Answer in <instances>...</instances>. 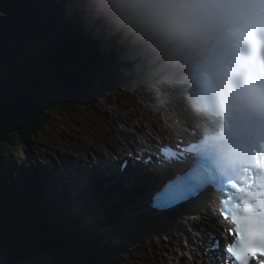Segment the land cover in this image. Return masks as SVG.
Here are the masks:
<instances>
[{
	"label": "clouds",
	"instance_id": "1",
	"mask_svg": "<svg viewBox=\"0 0 264 264\" xmlns=\"http://www.w3.org/2000/svg\"><path fill=\"white\" fill-rule=\"evenodd\" d=\"M63 18L110 53L109 67L117 76L134 80L157 75L162 66L182 69L187 91L208 104H223L243 89L241 72L248 59L264 56V0H57ZM161 87L181 98V84L164 80ZM145 95L155 93L142 89ZM174 107L197 126L204 113L198 105ZM157 139L179 140L187 130L161 113ZM143 139V138H142ZM131 155L126 145L121 149ZM139 151V149H137ZM83 159L87 156L78 153ZM192 219L200 222L201 217ZM217 231L223 227L212 224ZM198 233H193L195 238ZM196 264H201L199 256ZM185 264H193V259ZM215 264H218L215 261Z\"/></svg>",
	"mask_w": 264,
	"mask_h": 264
},
{
	"label": "trees",
	"instance_id": "2",
	"mask_svg": "<svg viewBox=\"0 0 264 264\" xmlns=\"http://www.w3.org/2000/svg\"><path fill=\"white\" fill-rule=\"evenodd\" d=\"M52 41L9 60L0 57V264H115L125 247L143 244L141 237L150 230L142 229L145 221H140L137 233L126 235L120 230L123 224L104 221L91 212L94 221H99L97 228L88 219L84 231L32 239L35 236L25 233L35 227L22 219L16 190L11 188L15 185L1 175L3 171L17 173L9 162L16 161V153L23 155L20 151L27 148L30 138L44 134L48 126L65 129L58 111L87 117L98 110L102 88L113 82L110 53L92 40L84 35L72 39L68 34ZM47 84L53 90L49 96L44 94ZM54 120L58 121L52 124ZM127 224L128 228L137 226L134 220ZM54 225L48 222L47 228ZM146 245L152 248L146 252H153L155 246Z\"/></svg>",
	"mask_w": 264,
	"mask_h": 264
},
{
	"label": "rangeland",
	"instance_id": "3",
	"mask_svg": "<svg viewBox=\"0 0 264 264\" xmlns=\"http://www.w3.org/2000/svg\"><path fill=\"white\" fill-rule=\"evenodd\" d=\"M46 5L51 8L54 5V3L52 2V0H46ZM6 7L10 9L8 5ZM13 7L14 6L12 5V8ZM45 8L46 6L44 5V9ZM46 13H50V10L47 9ZM46 13H43V15H45ZM55 13L56 11L53 12L52 16L55 15ZM9 20L11 21V19ZM11 22L14 24L13 20ZM19 33H21V31H19ZM38 33L41 34L40 32ZM1 40L3 41L6 40L7 43L5 44L8 45L11 49L17 48L16 43L15 41H13L12 37L7 39L5 38L0 39V44H3ZM12 58L13 57H11L10 59ZM167 75L168 74L163 73L162 71L161 79L160 80L157 79V81L155 80L152 84L147 81L143 82V80H140L141 84L129 88L126 87V85L117 84L116 88H113L114 96L111 97V99L114 101V105L112 106L108 105L106 107V112H107L106 116H102V118L107 121L104 127L102 126V123L99 121V119L96 118V116L89 115V117L87 118L84 117L83 114L79 115V112H74L72 114H63L61 113L62 110L58 111V113H60L59 119L62 120V122L60 123L63 126H65V129H63L61 133H58L55 132L52 128H48L49 127L48 126L47 129H45L46 131L44 132V134L37 136L36 139L34 140L35 141L34 144L36 147L27 144L26 152L29 153V155L31 151L32 152L35 151L36 154H38L40 151L42 155L40 156L39 154V157L37 156L36 157L37 159H34L32 161L33 164L38 165L39 162L40 163L42 161L45 162L46 160L54 161L55 159L58 162V156H53L56 153L54 151L55 146L59 150L64 151L68 155H70L73 153L84 151L81 149H84L85 147L88 148L94 146L98 148H104V144L107 143V141H111L113 144L125 143L128 134L139 135V132L138 130H136L135 127L144 128V130L150 133L149 125H151L152 129L156 128L155 122L160 121V115L158 113L159 108H157L158 102L155 101V98H157L160 95V93H162V91H158V90L162 82L164 80H167L168 77ZM127 81H130V78L122 77V83ZM140 85H142V87ZM50 86L51 85L47 84V88H46L47 90L44 91V94L46 96L47 95L49 96L53 92ZM132 88H134V90H132ZM147 88H151L155 94L151 96L145 95L142 89H147ZM115 93H117L118 95L120 93H123L124 95H128L131 93V95L134 97V104L131 101H127L126 99L122 101L121 99H118L115 102L116 99ZM106 94L109 95V91H107ZM151 98H154V101H151ZM70 117L76 118L78 120L77 122L82 125L80 127L72 128L69 120ZM80 117H83L84 121L80 120ZM129 119L130 120L134 119L135 126H133V123L128 122ZM57 121L58 120H54L52 124L57 123ZM112 121H114L115 123ZM87 122L93 125L92 126L93 131H91L92 133L88 132L84 128V126H87L86 124ZM117 122L119 123L117 124ZM66 123L69 124V126ZM77 128L78 129L80 128V130L82 129L81 131L84 133V140L79 139L78 137L79 134L77 130H75ZM70 135H73L74 138H69ZM16 146L17 148H19L20 145L16 144ZM20 147L22 148V146ZM49 154L52 155L54 159L52 157H49ZM32 162L29 161L28 163L32 165ZM21 163L18 162V165L19 164L21 165ZM37 196H39L40 198L42 197L41 194ZM121 207H125V203H123V206ZM134 211L137 212L134 206L125 207V209L122 212L114 214L117 220H115L114 217L112 218L117 224L121 226L123 224L120 230H122V232H124V234L126 235L134 234V232L137 233L136 231L140 227V225H137L128 228L127 222L130 220H137L138 218L136 215H134L135 217L132 216L130 219L128 220L126 219L128 215L130 214L133 215L134 213H136ZM194 215L198 216L197 211L193 213V216ZM201 217L204 220L202 222H207L208 216L206 213H201ZM157 220L160 222L162 227V230H159V232L162 234V239L160 237L158 238L157 228L156 229L151 228L152 225L150 226L149 224L144 225V226H148V228L150 229L148 231V234L146 235V238L149 241H151L152 244H154V246L155 244H158L157 250H155L156 252L154 254L152 252L149 254H146L144 252L142 253L141 249L136 246L137 244L131 243L130 245L125 247L124 250L120 252L119 254L120 258L118 259V261H116L117 264H185L186 260H188L189 250L192 246H194L193 244L188 243V240L190 238H193V233L199 234L200 233L199 227H203L204 224L202 222L197 223L192 218H189L188 221H183V223L178 221V225L182 226L183 230L179 226H176L174 230L168 232L167 235L166 234L164 235L165 233L164 228L166 226L165 224H167L168 226H172V223L168 221H164L163 218H158ZM90 223L96 224L99 223V221L95 222L92 218L89 224ZM136 223L140 224L138 223V221H135V224ZM193 225H196V227H194ZM89 228H91V226ZM71 229L72 228L66 229V231H70ZM58 232L59 231H57L56 233L59 234ZM35 235H36V240H38L40 238V234L35 233ZM61 235L64 236L66 234H64V232H61ZM10 237H12V235L9 236V238ZM24 239L27 240L28 238H24ZM36 240L34 239L32 240V242L35 243Z\"/></svg>",
	"mask_w": 264,
	"mask_h": 264
},
{
	"label": "snow or ice",
	"instance_id": "4",
	"mask_svg": "<svg viewBox=\"0 0 264 264\" xmlns=\"http://www.w3.org/2000/svg\"><path fill=\"white\" fill-rule=\"evenodd\" d=\"M161 147H163V145H161ZM156 151L159 152L160 150L156 149ZM173 155L174 154L171 153L168 149H165L160 158L162 160H165L166 162H171V157ZM175 155L177 156V158H180L182 154L177 153ZM165 157H168V159H165ZM107 163L112 166L110 169V173H114L118 178H125L128 181H132L142 174L139 165L144 164V158L139 156L138 154L119 156L117 159L110 160ZM220 180V178H217L215 176L202 174L199 171V167H196L188 173L178 176L174 180L169 181L164 186L162 191L149 198L146 207L154 212L169 211L173 208L179 207L182 204H186L191 200H194L199 195V192L206 186H209L211 184H217L218 186H221ZM225 183L227 184V186H230V189H234L237 192L244 191V189L241 188L240 185L235 182V180H226ZM228 195L229 197H231V190L228 191ZM261 203H264V201H261ZM251 208L252 205L247 203L246 201L244 204V210L246 212H250ZM230 214L234 215V213H231V210L228 209L225 204V206L216 213L215 218L219 223L225 224L227 223ZM193 226L196 227V225ZM221 231L224 232L225 235H227L230 229L221 227L219 231H213V233ZM206 233L207 232H205L199 240L190 238L188 240V243L197 246V250L200 253L199 258L201 264H215L216 258L214 259L211 256V247H209L208 243L206 242ZM255 233L256 228L255 224L253 223L252 227L249 229V236H254ZM192 251L193 255H195V250ZM228 251L236 254L235 249L232 247V245L228 246ZM247 257H259V259L254 260L253 264H264V243L258 245H250L247 250L246 257L241 258L243 264H247ZM238 258L240 257L238 256Z\"/></svg>",
	"mask_w": 264,
	"mask_h": 264
},
{
	"label": "bare ground",
	"instance_id": "5",
	"mask_svg": "<svg viewBox=\"0 0 264 264\" xmlns=\"http://www.w3.org/2000/svg\"><path fill=\"white\" fill-rule=\"evenodd\" d=\"M40 1L41 0H0V26L1 27H4V26H9V24H11L12 22V20H14L15 22H18V24L20 25V24H23V22H24V20L26 19L25 17H24V15L26 16V17H28V19L30 20L31 18H36L37 20H39L40 22H43L40 26L41 27H43V28H46V27H49V26H54L55 28H57L58 29V34L57 35H55L54 37H53V39H59V38H61V36H60V33H61V21L63 20V17L61 16V11L60 10H57V5L56 4H54L51 8L49 7V6H46V8L44 9V7H39V3H40ZM14 6L13 8H12V5ZM9 6L10 7V9H8L6 6ZM47 9H49L50 10V13H46V10ZM54 11H56V13H55V15H53L52 16V14H53V12ZM43 13H46L45 15H43ZM52 16V17H51ZM9 19H11V21L9 20ZM5 20V22H6V20H9L11 23H9V24H3L2 23V21H4ZM22 26H24V28L22 27ZM21 26V32L23 33V34H26L27 33V35H29L30 33H35V35L38 37V38H40V39H44L46 42H48V43H51V41H52V39L51 38H49L48 36H42L41 34H39L38 32H40V29L39 28H37V27H32L30 30H28L29 28H27L25 25H22ZM30 37V36H29ZM52 42H57V40H53ZM51 46V45H50ZM42 48V47H41ZM3 49V52L4 53H6L7 54V52H8V48H5V47H3L2 48ZM12 53L11 52H9V55H11ZM10 57V56H9ZM8 57V58H9ZM7 60H9V59H7ZM183 72L181 71L180 72V74L178 75V77H177V80L176 81H173L172 80V78H170V77H168L167 79L168 80H170V81H173V82H179L180 84H181V98H180V101H177L176 99H175V97H174V95L171 93V92H168L167 90H165L166 92H168L169 94H171V97H169V96H166L164 99H165V101L163 100V102L167 105V107H166V111H165V113H166V115L165 116H167V113L168 114H171L172 112L171 111H174V110H176V111H178L177 110V108L176 107H174V105H176V104H178V103H180L181 102V100H184L183 99V94H184V86L185 85H187V84H185V82L183 81ZM132 90H134V88H132ZM128 97H130V98H132V100H131V102H134V97L131 95V93L130 94H128L127 95ZM125 96H124V94L123 93H120L119 94V98L118 99H121V101L122 100H124L123 98H124ZM170 100H172L171 102H170ZM168 101V102H167ZM86 120V119H85ZM184 120V119H183ZM185 121V120H184ZM130 122H134V119H131L130 120ZM117 123H119V122H117ZM87 124V126H84V128L88 131V132H91V131H93V125L91 124V123H89V122H87L86 123ZM134 125H135V123H134ZM75 130H77V132H78V137H79V139L80 140H84V133L80 130V128L78 129H75ZM140 131H143V128H140L139 129ZM153 131H155L156 130V128H153L152 129ZM92 133V132H91ZM69 138H74V136L73 135H70L69 136ZM151 139H153V138H151ZM161 139H164L163 137H161ZM134 141H135V138H134ZM153 142H157V139L156 140H154ZM34 148V147H33ZM55 150V149H54ZM29 152V151H28ZM39 154H40V156H42L41 155V153H40V151H39V153L38 154H36L35 153V151H31L30 152V155H29V153H27V154H25V157H27L28 156V160H26L27 161V163L26 164H19L18 165V161H15L14 162V164L15 165H13V167H15V168H17L18 169V174L20 175V176H24L26 173H28V171H29V173L30 172H32V171H35V172H38V173H36L37 174V178L36 177H33V179H34V182H35V184H36V186L37 187H44V190H45V194H46V196H49L50 198V200H53V197H54V195H53V192H55V191H57V190H59L58 188H59V186L61 187L60 188V191H63V188H64V185H65V182L66 181H64V179H59V182H58V187H57V189L56 188H54L52 185H48V184H40L39 182H41L42 183V178H43V176L45 177V175L46 174H48L47 172H45L46 170H48V167H47V162H48V165L49 164H51V165H53L54 166V164L55 165H57V164H59V163H57V162H55V161H53V160H46L45 162H39V164L37 165V164H33V160L34 159H37L36 157L38 156L39 157ZM48 157V156H47ZM49 157H50V154H49ZM29 161H31L32 162V165H30L28 162ZM73 161V160H72ZM74 162V161H73ZM60 163H63V161H61ZM80 166H81V164L80 163H78ZM11 165V164H10ZM35 165V166H34ZM63 168H66L68 171H66L67 173H72L73 175H74V171L71 169V168H69V166L67 165V164H62L61 165ZM80 166H78V168H80ZM82 167V166H81ZM85 167V166H84ZM54 168H57V166L56 167H54ZM74 168V167H73ZM89 170L90 171V167H86V170ZM81 174H83V172H81ZM86 175H87V179H90L89 180V182L91 183L92 182V178H94V177H92V176H89L87 173H85ZM76 179H78V178H76ZM74 182H75V180L74 179H71L70 181H69V183H70V185L69 186H72V184H74ZM92 184H94V181L92 182ZM86 186H88V185H86ZM48 188L50 189V190H48ZM68 188V187H67ZM126 189L127 190H131V189H137L136 187H134V185L132 184V182H130V187H128L127 185H126ZM150 189H151V186L148 184V183H146L144 186L142 185V187H141V193H142V195H143V197H145L144 196V194H147V192H149L150 191ZM53 192H52V191ZM60 191H57V192H55V195H56V197L58 198V200H59V198H62V193L60 194ZM42 192V191H41ZM135 192H137V191H135ZM71 193V192H70ZM69 193V194H70ZM44 194V195H45ZM134 197H138V196H134V194H131V197L130 198H134ZM68 199H70V198H68ZM141 201H142V199H140ZM111 203H108V205H110ZM62 207V206H61ZM113 207V206H112ZM125 207H127V204L125 203ZM72 210H75L76 208L74 207V206H72V207H70ZM123 207H121L120 205L119 206H117L116 208H111V209H109V210H106L105 212H108V211H111V213L109 214V216L112 214V216L115 218V216H114V214H117V213H119V212H122L123 211ZM62 214H64L65 216H66V212H63L62 211ZM96 215H97V217H100V216H103L104 218H109V217H107L106 215H104V214H100L99 212H96ZM198 216H200V215H198ZM112 217V218H113ZM115 220H117V218H115ZM139 223V222H138ZM137 224V223H136ZM137 225H140V224H137ZM145 224H143L142 225V229H143V227H145V229H146V227L148 228V226H144ZM97 227H99V224L97 223L96 224V226L94 227V228H97Z\"/></svg>",
	"mask_w": 264,
	"mask_h": 264
}]
</instances>
